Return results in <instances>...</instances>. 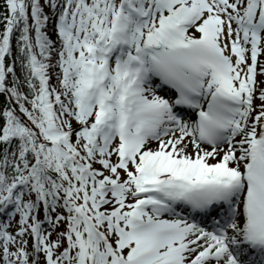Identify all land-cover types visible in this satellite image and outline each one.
I'll use <instances>...</instances> for the list:
<instances>
[{
  "label": "snow or ice",
  "instance_id": "1",
  "mask_svg": "<svg viewBox=\"0 0 264 264\" xmlns=\"http://www.w3.org/2000/svg\"><path fill=\"white\" fill-rule=\"evenodd\" d=\"M0 264H264V0H0Z\"/></svg>",
  "mask_w": 264,
  "mask_h": 264
}]
</instances>
